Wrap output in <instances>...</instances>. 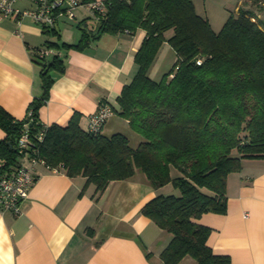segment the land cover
Returning <instances> with one entry per match:
<instances>
[{
    "label": "trees",
    "instance_id": "obj_1",
    "mask_svg": "<svg viewBox=\"0 0 264 264\" xmlns=\"http://www.w3.org/2000/svg\"><path fill=\"white\" fill-rule=\"evenodd\" d=\"M103 1V16L88 15L94 29L81 25L85 19L78 23L81 37L76 43L45 45L81 49L102 32L143 29L134 54L136 72L112 108L142 140L131 146L123 132L84 130L74 113L66 126L45 125L38 156L48 167L85 177V185L93 183L96 192L110 181L131 178L136 170L154 189L171 184L178 194H157L141 207L171 234L160 253L163 263L177 264L190 256L194 264H234L227 254L213 251L207 242L210 227L197 219L205 212L226 211L227 175L241 169L243 158L264 159V21L239 7L214 31L195 10L194 0ZM169 29L171 35L165 37ZM164 41L176 59L155 80L148 69ZM35 61L41 93L27 110L40 120L53 73L63 71L64 59L56 50L46 57L36 52ZM26 121V115L16 119L0 106V172L18 163L16 142ZM29 127L37 129L34 123Z\"/></svg>",
    "mask_w": 264,
    "mask_h": 264
},
{
    "label": "crops",
    "instance_id": "obj_2",
    "mask_svg": "<svg viewBox=\"0 0 264 264\" xmlns=\"http://www.w3.org/2000/svg\"><path fill=\"white\" fill-rule=\"evenodd\" d=\"M14 6L24 9L31 4L19 0ZM239 7L252 10L264 21V0H247L234 11ZM74 12L78 28L68 18H61L51 31L28 16L12 15L0 21V106L16 119L25 117L30 102L41 93L37 48H47L46 41L76 43L81 37L78 23L83 19L81 25L95 28L83 7ZM164 34L168 37L171 31ZM144 36L141 28L102 32L81 49L48 48L62 55L64 68L53 73L48 99L38 113L41 122L66 126L79 113V125L86 130L89 115L99 105L116 108L123 84L136 72L134 54ZM160 59L161 67L156 69ZM175 59L173 48L164 41L148 75L160 79ZM126 124L113 112L101 132L126 133ZM3 136L0 128V139ZM34 172L36 178L21 214L0 210V264H164L160 253L171 234L144 215L141 207L157 194L175 193L171 184L154 189L144 173L136 170L131 178L110 181L96 192L94 184L85 185L86 178L80 175L51 172L40 164ZM226 196L224 213L205 212L197 219L210 227L208 244L234 264H264V159L243 158L241 169L227 175ZM194 263L185 256L177 264Z\"/></svg>",
    "mask_w": 264,
    "mask_h": 264
},
{
    "label": "built area",
    "instance_id": "obj_3",
    "mask_svg": "<svg viewBox=\"0 0 264 264\" xmlns=\"http://www.w3.org/2000/svg\"><path fill=\"white\" fill-rule=\"evenodd\" d=\"M17 1L19 0H0V21L12 15L18 18L28 16L47 30H56L58 21L61 18H74V11L79 6L96 18L103 16L106 11L103 0H26L31 6L24 9L14 6ZM36 52L42 57L53 53L43 47L37 48ZM111 114L113 110L110 105L105 103L99 105L97 111L89 115L88 129L98 131ZM26 116L27 121L23 123L22 133L16 142L19 161L14 167L0 172V210L14 216L22 212L23 202L36 178L34 170L38 164L51 172L61 171L58 166H46L44 160L38 156L37 144L43 139L46 124L31 116L30 109L27 110ZM31 123L37 127L35 131L30 129Z\"/></svg>",
    "mask_w": 264,
    "mask_h": 264
},
{
    "label": "rangeland",
    "instance_id": "obj_4",
    "mask_svg": "<svg viewBox=\"0 0 264 264\" xmlns=\"http://www.w3.org/2000/svg\"><path fill=\"white\" fill-rule=\"evenodd\" d=\"M194 7L195 10L201 12V14L206 15L209 17V20L211 21L212 25L215 30L218 31L220 30L222 24L228 17V15L234 11L235 6L238 4L241 6H244L247 4V0H194ZM76 13L78 17H80L79 11L76 10ZM73 23L72 27L78 28L76 26V21L78 20L77 18H72ZM168 32L171 31V29L167 30ZM166 31V32H167ZM162 58V57H161ZM161 59L158 61L156 64V69L161 67ZM106 131L104 132L105 135H110L111 133L115 131H108L109 129H105ZM126 134L129 144L131 146H136L138 144L137 137L140 136H133V135H139L135 131H133L128 124H126ZM134 133V134H133ZM129 134V135H128ZM176 194H178V190H174Z\"/></svg>",
    "mask_w": 264,
    "mask_h": 264
},
{
    "label": "water",
    "instance_id": "obj_5",
    "mask_svg": "<svg viewBox=\"0 0 264 264\" xmlns=\"http://www.w3.org/2000/svg\"><path fill=\"white\" fill-rule=\"evenodd\" d=\"M48 59H51V57H49Z\"/></svg>",
    "mask_w": 264,
    "mask_h": 264
}]
</instances>
